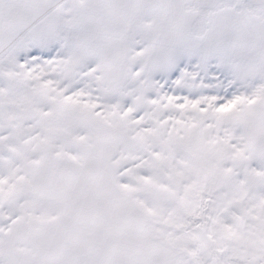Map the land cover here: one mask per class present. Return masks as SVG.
<instances>
[{
	"label": "snow or ice",
	"instance_id": "6c2138e0",
	"mask_svg": "<svg viewBox=\"0 0 264 264\" xmlns=\"http://www.w3.org/2000/svg\"><path fill=\"white\" fill-rule=\"evenodd\" d=\"M0 264H264V0H0Z\"/></svg>",
	"mask_w": 264,
	"mask_h": 264
}]
</instances>
